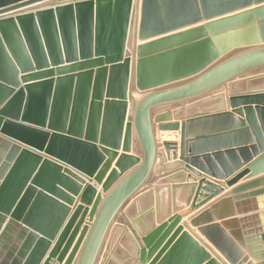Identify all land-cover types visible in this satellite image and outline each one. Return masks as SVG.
I'll return each instance as SVG.
<instances>
[{"label":"water","instance_id":"1","mask_svg":"<svg viewBox=\"0 0 264 264\" xmlns=\"http://www.w3.org/2000/svg\"><path fill=\"white\" fill-rule=\"evenodd\" d=\"M258 82L264 0H0V264H97L159 147L188 209L135 236V263L264 264ZM223 88L222 109L156 114Z\"/></svg>","mask_w":264,"mask_h":264},{"label":"crops","instance_id":"2","mask_svg":"<svg viewBox=\"0 0 264 264\" xmlns=\"http://www.w3.org/2000/svg\"><path fill=\"white\" fill-rule=\"evenodd\" d=\"M50 1H55V0H50ZM131 40L132 37L130 38L129 41V48L131 47L132 44ZM246 79L244 80L246 81ZM253 88L264 90V86L263 87L254 86ZM227 96L224 98L223 97L211 98V96L209 97L207 96L201 99L194 100L191 103H184L183 105L177 104V105H169L166 107H161L158 110H156V114L168 112L172 114V118H171L172 121H178L196 112H204L210 109H214V110L222 109L225 105ZM220 106H222V108H220ZM163 135L164 136L171 135L175 137V139L169 140L168 138L160 137V140H157L158 144H160L161 141H169V142L177 141V137L174 134L166 133V134H159L158 136H163ZM131 148H132L131 154L138 156L139 148L137 144L132 143ZM174 163L175 162H173L172 160L166 159L164 150L161 147H159V156L157 157V161L153 173L149 179L150 185L144 188L142 192L139 195H137L133 200H131V202L123 209V213L118 219L119 220L118 222L121 224H114L113 227L115 228L118 227L119 230L126 231L128 237L132 240H135L136 237L141 238L143 236L144 229L150 228V226L153 224H158L160 220L161 221L166 220L176 212L180 213L179 211L175 210L176 208L178 209V207H181L183 208L184 211L187 212L188 206L185 204V200L187 198V195L189 194V189H176V190L172 189L173 185H178V184L182 185L183 183H186V181L181 182V179H184L185 176L174 179L175 175L180 173H184L185 175H187V172L176 169L174 167ZM251 180L252 179L242 178L232 187H227L225 185V182H217L214 180H210L212 182L217 183L220 187H222L223 193L210 200L209 203H211L221 195L229 192L231 189L237 187L238 185ZM175 203L177 205H175ZM158 213L160 215V220H158L157 217ZM142 214H145L146 217L143 220H140V216ZM185 221H187V219L183 220V222ZM133 222L136 223L140 231H137L134 228V226L132 225ZM119 225L121 226L119 227ZM135 248L137 249L136 246Z\"/></svg>","mask_w":264,"mask_h":264},{"label":"rangeland","instance_id":"3","mask_svg":"<svg viewBox=\"0 0 264 264\" xmlns=\"http://www.w3.org/2000/svg\"><path fill=\"white\" fill-rule=\"evenodd\" d=\"M234 82L238 84V90L245 87L244 79H237ZM228 93L229 92L225 88H223L221 91L210 96L211 98H224L228 95ZM220 108H222V106H220ZM160 137L161 136L157 135V140H160ZM115 224L121 223L116 222ZM113 231L114 230L111 229L109 235L107 236L97 264H136L134 261V258L136 257V248L134 241L128 237L126 231L116 230L114 231V233Z\"/></svg>","mask_w":264,"mask_h":264},{"label":"bare ground","instance_id":"4","mask_svg":"<svg viewBox=\"0 0 264 264\" xmlns=\"http://www.w3.org/2000/svg\"><path fill=\"white\" fill-rule=\"evenodd\" d=\"M254 86H259V87L262 86V87H263V86H264V83H263V82H262V83L258 82V83H255ZM240 90H241V89H240ZM240 90H239V91H240ZM135 99H139V97H138V96H135ZM159 134H160V133H156V136L159 135ZM174 135H175V134H174ZM161 138H168L169 140H173V139H175V137H173V136H171V135H170V136H164V135H163V136H161ZM174 200H176V199H174ZM180 203H181V202H180ZM175 205H177V204L175 203ZM178 206H179V205H178ZM178 206H177V207H178ZM178 208H179V207H178ZM120 226H121V225H119V227H120ZM112 229H113L114 231L119 230L118 227H116V228L113 227ZM114 231H113V232H114ZM133 241H134L135 246H136V241H135V240H133Z\"/></svg>","mask_w":264,"mask_h":264}]
</instances>
